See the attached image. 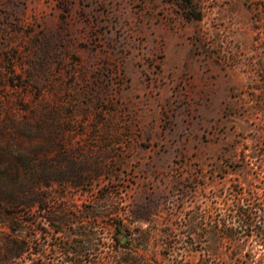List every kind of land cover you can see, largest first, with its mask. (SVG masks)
Returning a JSON list of instances; mask_svg holds the SVG:
<instances>
[{"label": "rangeland", "instance_id": "rangeland-1", "mask_svg": "<svg viewBox=\"0 0 264 264\" xmlns=\"http://www.w3.org/2000/svg\"><path fill=\"white\" fill-rule=\"evenodd\" d=\"M0 264H264V0H0Z\"/></svg>", "mask_w": 264, "mask_h": 264}, {"label": "trees", "instance_id": "trees-1", "mask_svg": "<svg viewBox=\"0 0 264 264\" xmlns=\"http://www.w3.org/2000/svg\"><path fill=\"white\" fill-rule=\"evenodd\" d=\"M16 215H12V219H16ZM25 250V245L23 243L19 244H14L11 245V247L8 249L9 254L11 255V259L17 260L21 257L22 253Z\"/></svg>", "mask_w": 264, "mask_h": 264}]
</instances>
